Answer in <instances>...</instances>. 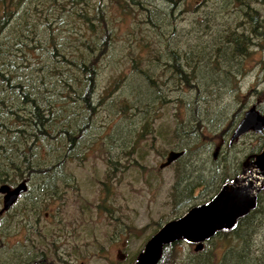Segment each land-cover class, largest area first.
<instances>
[{"label":"rangeland","instance_id":"1","mask_svg":"<svg viewBox=\"0 0 264 264\" xmlns=\"http://www.w3.org/2000/svg\"><path fill=\"white\" fill-rule=\"evenodd\" d=\"M191 1L197 2V7H190V3L185 13L176 14L174 18L173 30L179 29L178 33L171 34L161 23L156 27L148 26L143 20L132 28L142 19L139 16L115 23L118 45L100 65L98 87L93 97L97 113L90 128L82 136L79 135L73 158L65 167V182H59L62 190L53 198L38 196L40 199L36 200L37 207L33 210L25 205L26 196H23L7 213H0V264H24L32 257L34 264V254L40 259L39 264H130L161 226L177 219V214L182 211L177 207L172 192L178 177L181 178V171L193 168L203 173L196 177L197 182L202 177L206 188L194 191L191 198V206L194 207L206 203L213 195L215 185H207L211 179H217L214 175L210 179L212 173L217 172L221 176L222 172L218 169L237 168L239 176L245 160L262 150L264 133L249 132L231 143L229 141L246 111L256 105L261 113L264 112V0H245L259 18L254 33L248 16L250 11L240 3ZM151 3L155 9L167 14L165 4L156 0ZM34 4L26 6V11H29L30 23H36L41 33L34 41L23 39L25 46L13 49L5 59L16 66L12 71L17 75L19 73L34 80L40 77L50 79L54 58L49 33L52 31L53 37L63 40L65 52L76 44L75 39L79 35L69 36L72 27L70 19L66 13H60L51 0L38 3L36 9ZM117 12L114 10L113 19L117 18ZM47 23H51V30L43 32L42 25ZM79 24L77 22L73 28L78 31L81 28L82 32V25ZM226 28L249 35L250 43L245 48L248 56L236 57L228 63L231 55L229 46L224 45L221 60L214 59L211 55V45L215 43L214 30ZM137 36L141 37L136 39ZM32 37L33 34L28 35V38ZM167 38L172 43L181 44L183 55L188 48L187 41H191L189 44L196 43L193 53L191 51L193 60L202 61L200 66L199 62L195 64L193 85L186 87L178 84L177 76L169 72L168 63L171 62H168L167 49L164 50L162 44ZM143 39L155 47L151 51H142ZM183 55L181 64L185 69ZM137 56L155 66L153 79L159 91L153 90L154 100L149 103H134L132 97L129 98L136 86L143 100L151 98L146 85L141 80L138 82L137 75L132 71L130 58ZM29 83L34 85L33 80ZM117 83L120 88L114 89ZM131 104L135 107L123 113L120 111L122 107H131ZM68 108L67 113H72L71 120L84 123L86 113L84 115L83 110L74 103ZM196 108L200 126L191 118L192 110ZM146 112L150 117L144 122ZM72 127L75 133L79 130L76 121ZM178 127V133L183 130L180 127H187L186 133H189L188 129L196 131L189 138L181 137L182 143L191 149L196 145L202 150L192 151L180 163L160 169L168 152L180 149L176 144H168ZM120 131L121 134L126 131L129 134L130 149L122 148ZM56 140L52 142L55 146ZM42 143L38 146V153L46 161L48 148L45 141ZM212 155L215 161L209 158ZM109 160L118 161V164L109 165ZM19 182L20 179L12 185ZM107 188L109 192H106ZM2 205L0 195V210ZM253 239L258 242L256 249L263 247L264 223L254 233ZM220 242L216 239L208 246L204 245L206 254L214 248L218 249L213 260L218 259L212 264H218L226 255L224 252L233 248V244L222 245ZM172 250V259L177 260L176 264H183L193 253H197L194 244L183 240L177 241ZM41 252L45 253L43 260L39 255ZM234 261L237 260L227 264H235ZM241 261L236 264H263L250 252Z\"/></svg>","mask_w":264,"mask_h":264},{"label":"trees","instance_id":"2","mask_svg":"<svg viewBox=\"0 0 264 264\" xmlns=\"http://www.w3.org/2000/svg\"><path fill=\"white\" fill-rule=\"evenodd\" d=\"M42 1L45 0H0V186L4 184L12 185L18 179L21 182L22 180L29 182L28 191L24 196H26L25 205L32 210L37 207L36 200L40 199L41 195L53 198L61 192L62 188L59 182L64 180L65 167L73 158L72 154L78 144L79 135L82 136V133L90 128L92 120L97 113V106L94 107L93 97L98 87L100 65L118 45V42L115 41V23H119L126 18L139 16L142 19L134 24L132 28L143 20L148 26L156 27L158 23H161L171 34L174 32L178 33L179 29L175 28L173 30V27H175L173 21L176 14L181 15L188 8L197 7L198 5L197 2L191 0H156L166 5L168 9L166 14V12L155 9V5L151 3L152 0H97L94 2L91 0H63L65 3H59V0H51L61 11L60 13H66L69 17L72 24L69 36L75 37V34L78 33L79 37L75 39L76 44L68 52H65L62 47L63 40L53 37V32L51 31L49 39L53 47L51 55L54 58L52 76L50 79L40 77L34 80L28 76L23 77L19 73L17 75L12 71L16 66L6 61L5 56L11 54L13 49L18 50L19 46H25L26 43L23 42V39L29 41L37 39L41 29L36 23H30L28 18L29 11H26V6L35 3L33 6L36 9L39 5L38 3ZM224 1H227L225 4H230L231 2L240 3L241 6L250 11L248 16L252 24L251 31L254 33L255 27H258L259 18L256 12L245 3V0ZM190 3L192 4L191 6ZM114 10H118L116 19H113ZM126 10L128 11L125 12ZM130 12L132 13L130 14ZM77 22L82 25V32L80 31L81 28H79V31L73 28V25ZM42 26H44L43 32L49 28L51 30V23ZM206 29L209 28L206 27ZM29 34H33V37L28 38ZM213 35L215 43L211 45V55H214L215 60H221V52L224 49V45L229 46L228 51L231 58L228 63L232 62L236 57L249 55L245 48L248 47L250 39L249 35L244 31L237 33L236 30L230 28L215 29ZM140 37L137 36L136 39ZM189 42L191 41L186 42L188 48L183 55L179 42L172 43L169 38L162 41L165 47L164 50L167 49V60L171 62L168 63V65L170 64L169 72L177 76L178 84L186 87L193 85L191 81L196 79L194 77V72L196 76L195 68H197L195 64L199 62L198 66H200L202 61L193 60V46L196 43L189 44ZM141 43H143L142 51L144 52L151 51L155 47L152 44H148L144 39L141 40ZM202 51L201 46V54ZM226 53L228 54L227 51ZM182 55L186 70L181 64ZM138 56L140 57V55ZM138 56L130 58L132 71L137 75L135 76L137 81L141 80L146 85L151 98L143 100L140 89L137 86L134 87V91L131 96L129 95V98L132 97L134 103H149V101L154 100L153 90L159 91L153 79L155 74L153 68L155 66L151 62H143L144 60L138 58ZM228 63L226 62L225 64L230 65ZM31 80H33L34 85L29 83ZM113 88H120V86L117 83ZM110 91L113 92V89H110ZM71 103L83 110L84 115L86 113L84 118L86 122L84 121L83 123L82 121L80 123L78 120H71L72 116L70 115L72 113H67ZM134 107L131 104V107H122L120 111L123 113L125 110ZM144 111L148 110L145 109ZM192 113V117H190L194 118L195 122L200 126L197 108L192 110ZM148 117H150L149 113L145 115L144 122H146ZM75 121L76 126L79 128L76 133L73 130L75 126L73 125L72 127V123L75 124ZM180 128L183 130L178 133L180 131L179 127L176 128L175 132L178 135L175 134L172 141L168 143L171 146L176 144V147L180 148L178 150L184 152L183 156L175 161L178 163L183 161L182 159L191 154L192 151L196 153L197 150H202L196 145H194L193 149L183 145L181 137L189 138L196 131L188 129L190 131L186 133L185 128L187 127ZM126 132L121 134L120 131L119 136H121L122 148L130 149L131 139ZM114 133L116 134L117 131H114ZM107 137L111 138L110 135ZM56 138L60 139L56 140ZM55 140L57 141L56 146L52 144ZM43 141L46 142L45 145L48 148L46 161L44 156L38 153V146H41ZM108 154L110 153L108 152ZM209 158L215 161L213 155L209 156ZM109 163V165L114 164L115 166L118 161L109 160ZM218 170L222 172L221 176L220 173H212L210 179L213 175L217 179H211L210 182H207L208 186L210 183L215 185L212 191L213 195L224 185L231 184L238 172L237 168H220ZM199 171L201 170H194L193 168L181 171V178L178 177L179 180L173 187L174 200L177 201V207L182 210L177 214L178 218L192 208L191 198L194 191L200 188L205 190L206 188L202 177H199L200 180L197 182L196 175L203 174L202 172L199 173ZM263 190L257 197L256 208L248 215L240 218L232 230H222L213 238L207 240L206 246L216 239H220L222 245L233 244L232 250H226L224 252L226 255L218 261V264L232 263L233 259L241 261L246 258L249 252L253 254V258L264 264V240L262 241L263 247H257L256 249L255 244L257 241L253 239L254 233L264 223ZM106 192H109L108 188ZM213 195L208 201L211 200ZM174 244L163 248V254L158 264H176L177 260L172 259V246ZM212 250L215 252L208 251V254H206V250L203 249L193 253L183 264H212L218 259L215 258L216 260H213L218 249L214 248ZM213 254L215 256H209ZM39 255L43 260L45 253L41 252ZM32 259L33 257L29 259L30 262L25 261L24 264H33L31 262ZM237 261H234L235 264ZM130 264H134V261H131Z\"/></svg>","mask_w":264,"mask_h":264},{"label":"water","instance_id":"3","mask_svg":"<svg viewBox=\"0 0 264 264\" xmlns=\"http://www.w3.org/2000/svg\"><path fill=\"white\" fill-rule=\"evenodd\" d=\"M250 131L264 133V115L251 108L246 111L230 138V143ZM183 151H170L159 168L170 166ZM250 159H253L250 162ZM264 188V144L262 150L248 157L243 163L242 173L232 184L224 185L211 200L190 208L181 217L171 220L155 233L138 254L134 264H157L163 248L183 240L195 244L194 251L203 249L204 243L222 230H232L237 221L256 208L257 197ZM27 190L24 182L10 189L0 186L3 196V211L9 210L19 196Z\"/></svg>","mask_w":264,"mask_h":264},{"label":"flooded vegetation","instance_id":"4","mask_svg":"<svg viewBox=\"0 0 264 264\" xmlns=\"http://www.w3.org/2000/svg\"><path fill=\"white\" fill-rule=\"evenodd\" d=\"M253 109H255L257 112H259V113H261L260 111V109L255 105V106H253L252 107ZM261 114H263L264 115V112L263 113H261ZM250 132H253V131H250ZM249 133V132H248ZM255 133V132H254ZM256 154V153H255ZM255 154H251L250 156H252V155H255ZM249 156V157H250ZM253 159H250V162L252 161ZM22 182H24L25 184H26V186H27V190L24 192V193H22L20 196H19V198H18V200L16 201V203H18V201L21 199V197H23L24 196V194L28 191V186H29V182H27L26 180H22ZM10 188H14L15 187V185H12V186H10V185H8ZM2 196V195H1ZM2 203H3V196H2ZM15 203V204H16ZM15 204L9 209V210H11L14 206H15ZM9 210H7V211H3V210H0V213L1 214H5V213H7ZM227 231V230H226ZM217 234V233H216ZM207 242V241H206ZM205 242V243H206ZM205 243H204V245H205ZM195 246V245H194ZM203 248H204V246H203ZM203 250V249H202ZM29 253H27V255H28ZM27 255L25 254L24 256L25 257H27ZM34 256V258L36 259V261H35V263L34 264H39L40 263V259H37L38 258V256H36V254H34L33 255ZM170 257V256H169ZM215 257H217V256H215ZM137 258V257H136ZM135 262V261H134ZM158 264V263H157Z\"/></svg>","mask_w":264,"mask_h":264},{"label":"bare ground","instance_id":"5","mask_svg":"<svg viewBox=\"0 0 264 264\" xmlns=\"http://www.w3.org/2000/svg\"><path fill=\"white\" fill-rule=\"evenodd\" d=\"M237 139H238V138H237ZM21 183H22V182H21ZM19 184H20V183H18L17 185H19ZM231 184H232V183H231ZM17 185H16V186H17ZM226 185H230V184H226ZM16 186H15V187H16ZM15 187H14V188H15ZM10 189H12V188H10ZM2 206H3V205H2ZM219 232H220V231H219ZM175 243H176V242H175ZM172 244H174V243H172ZM169 245H170V244H169ZM194 245H195V244H194ZM194 247H195V246H194ZM135 260H136V259H135ZM159 261H160V260H159Z\"/></svg>","mask_w":264,"mask_h":264}]
</instances>
